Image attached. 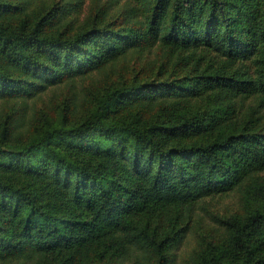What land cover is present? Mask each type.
I'll list each match as a JSON object with an SVG mask.
<instances>
[{"label":"trees","instance_id":"trees-1","mask_svg":"<svg viewBox=\"0 0 264 264\" xmlns=\"http://www.w3.org/2000/svg\"><path fill=\"white\" fill-rule=\"evenodd\" d=\"M0 264H264V0H0Z\"/></svg>","mask_w":264,"mask_h":264},{"label":"rangeland","instance_id":"rangeland-1","mask_svg":"<svg viewBox=\"0 0 264 264\" xmlns=\"http://www.w3.org/2000/svg\"><path fill=\"white\" fill-rule=\"evenodd\" d=\"M203 207L216 215H226L232 213L240 204L237 195L231 194L223 197L206 199ZM203 213V211H201ZM205 215V214H204ZM182 255V254H181Z\"/></svg>","mask_w":264,"mask_h":264}]
</instances>
